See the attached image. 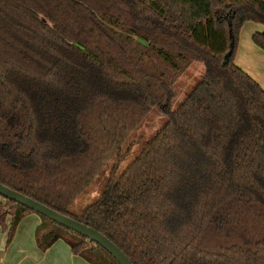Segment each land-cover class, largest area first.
Wrapping results in <instances>:
<instances>
[{
    "label": "trees",
    "instance_id": "obj_1",
    "mask_svg": "<svg viewBox=\"0 0 264 264\" xmlns=\"http://www.w3.org/2000/svg\"><path fill=\"white\" fill-rule=\"evenodd\" d=\"M247 21L264 27V0H0V183L133 264H264V87L234 60ZM253 39L264 50V28ZM194 62L205 71L173 108ZM156 108L166 120L139 146ZM30 212L0 201L9 239ZM39 215L42 250L63 239L119 264Z\"/></svg>",
    "mask_w": 264,
    "mask_h": 264
},
{
    "label": "rangeland",
    "instance_id": "obj_2",
    "mask_svg": "<svg viewBox=\"0 0 264 264\" xmlns=\"http://www.w3.org/2000/svg\"><path fill=\"white\" fill-rule=\"evenodd\" d=\"M263 25L255 21H247L242 26L235 49V62L247 71L264 87V50L253 39V34L256 31H261ZM205 71L202 62H194L190 68L178 80V95L174 100L172 107L175 108L185 97L186 92L190 91L195 83L201 78ZM166 120V115L159 109H153L144 120L143 124L136 131L135 139L139 141V146L147 140ZM132 154L130 160H133ZM100 177V178H99ZM99 178V179H98ZM104 176L97 177L98 180L94 183V191L91 196L97 195L102 184ZM1 197V196H0ZM90 198V197H89ZM3 199V198H1ZM3 201V200H2ZM81 199L76 201L74 208H79ZM23 217L22 225L27 229L29 226H34L40 222V215L36 212H30Z\"/></svg>",
    "mask_w": 264,
    "mask_h": 264
},
{
    "label": "crops",
    "instance_id": "obj_3",
    "mask_svg": "<svg viewBox=\"0 0 264 264\" xmlns=\"http://www.w3.org/2000/svg\"><path fill=\"white\" fill-rule=\"evenodd\" d=\"M1 198L0 201L3 200ZM10 219L8 217V227ZM21 222L12 239H9L8 227L4 229L0 225V264H91L81 255L73 253L63 239L57 240L47 250H42L36 242V228L41 217L38 224L28 229Z\"/></svg>",
    "mask_w": 264,
    "mask_h": 264
},
{
    "label": "water",
    "instance_id": "obj_4",
    "mask_svg": "<svg viewBox=\"0 0 264 264\" xmlns=\"http://www.w3.org/2000/svg\"><path fill=\"white\" fill-rule=\"evenodd\" d=\"M0 196L5 199L15 201L35 211L36 213L49 218L59 225L85 236L90 241L103 247L119 262V264H133L126 253L116 243H114L110 238L97 229L88 226L87 224L68 215L59 213L40 201L35 200L19 191L13 190L2 183H0Z\"/></svg>",
    "mask_w": 264,
    "mask_h": 264
}]
</instances>
